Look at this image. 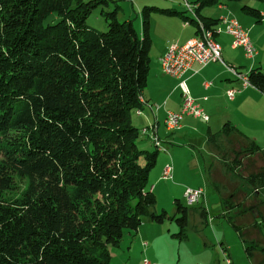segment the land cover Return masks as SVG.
Here are the masks:
<instances>
[{"label":"trees","instance_id":"16d2710c","mask_svg":"<svg viewBox=\"0 0 264 264\" xmlns=\"http://www.w3.org/2000/svg\"><path fill=\"white\" fill-rule=\"evenodd\" d=\"M225 1L246 0L194 3L206 28L220 21L200 10ZM108 2L0 0V264H110L109 247H119L126 233L135 235L146 218L159 225L175 221L179 236H186L189 208L180 200L172 217L154 212L148 182L159 150L139 148L143 134L133 121L145 107L151 12L183 13L144 8L140 35L116 9L105 11ZM99 8L106 32L87 23ZM243 11L261 18L251 7ZM192 22L199 35V23ZM247 76L264 94V71ZM220 133L234 157L223 159L227 171L252 188L225 184L231 214L242 197L264 188V166L254 161L264 164V150L230 123ZM216 137L209 139L220 157ZM222 183L213 184L218 192ZM260 205L264 201L228 218L242 238V217ZM252 251L246 247L249 258Z\"/></svg>","mask_w":264,"mask_h":264},{"label":"crops","instance_id":"0c3cea01","mask_svg":"<svg viewBox=\"0 0 264 264\" xmlns=\"http://www.w3.org/2000/svg\"><path fill=\"white\" fill-rule=\"evenodd\" d=\"M112 1L114 2V0H110L111 3ZM123 1L131 2L132 8L137 9V15L136 21H133L131 15L123 16L120 21L132 22L135 30L140 35L143 33L142 11L144 8L153 7L161 10H172L183 13L182 15H168L158 10L151 12V68L148 86L143 94V98L145 99L147 106L144 107L142 114H134L139 120V130L143 131L146 128H153L155 132H150L156 134L162 142V146L165 148V151L163 152L170 153L175 161L178 157V149H176V151H174V149L169 151L168 146H173L175 143L182 144L185 140H187L188 143L192 142L196 144L197 142L195 141L198 140L201 143V147H210L209 152L211 153V156L212 154L217 156L213 150V145L210 142L209 137L212 134H217V137L215 138L216 145L220 149H223L225 145L227 147L226 139H224L220 133L222 128L227 123L233 125L236 129L248 137L250 141H254L264 150L263 93L250 85L244 86L241 81L234 78L220 63H211L205 67L194 65L192 69L187 71L181 78L169 77L164 75L162 72L160 59L164 56L168 47L171 44L184 45L198 36L197 24L192 22V20H196L197 23L200 21V18L197 15V6H192V3H195L197 0ZM185 4L192 6L195 9L194 12L187 10ZM244 6H248L259 11L261 18L259 19L243 11ZM108 8H110V4ZM200 14L212 20L220 21L222 18L237 20L238 23L249 32V36L257 49L258 55L254 60L247 59L242 49H234L232 47L233 38L228 34L222 33L216 36V40L222 48V58L224 62L227 65L238 68L239 71L244 74L249 73L255 68H261L264 71L263 3L252 0H246L243 2L225 1L221 5L207 7L200 10ZM117 16L119 18V13ZM187 20H189L188 24L186 23ZM182 83L186 84L189 96L191 97L194 105L209 117V122H201L208 126L207 131L198 137L196 135H190V131H196L195 124L200 121L190 114L185 115L181 123V128L177 131L170 132L167 130L165 125L168 112L179 113L184 108V95L181 88ZM231 90L236 91L234 99H230L227 94L228 91ZM143 139L145 141V150L154 151L156 149L149 134L147 137H143ZM167 159V157H161V168L158 175L162 176L164 168L169 165ZM254 161H256V168L259 169L264 166L261 161L256 159H254ZM214 162L215 163L211 165L209 170L210 172L208 174L210 184L212 185L220 184L223 179L222 174L226 173L225 170L222 171V168L224 169V167L221 166L219 160ZM174 174H177L176 168L173 172V179ZM204 188L205 186L192 189H203L205 191ZM149 190L158 191V185L153 184L152 188ZM209 195H211V192L210 194L205 192V198L201 201V203L208 205ZM254 200L257 202H254ZM263 201L264 194L256 196L247 195L246 200L242 197L234 204V207H236L235 210L240 211L242 209V211H250L251 207ZM219 202L224 208L225 204L222 198ZM205 210L207 212V209ZM251 211L252 212L250 214L252 215L249 216L250 219L247 218L249 215L248 213L242 217V222L245 226L246 242H248L247 244L253 249L252 255L255 254V264H262L264 262V205H260V208H254ZM223 213H227L225 212V209ZM146 219L148 220L146 223L147 225H145L147 227L140 228L137 232V237H141V241L142 238L146 237V234L143 232L144 228L153 226L150 225L153 222L149 218ZM150 240L157 241V239ZM142 243L140 242L143 252L140 257L136 258L137 261H135V244L132 243L129 248L128 261H125L124 264H131L132 260L136 264H143L144 260L149 259L146 256L152 251L153 247L150 246L151 244L144 247L142 246Z\"/></svg>","mask_w":264,"mask_h":264},{"label":"rangeland","instance_id":"374dc122","mask_svg":"<svg viewBox=\"0 0 264 264\" xmlns=\"http://www.w3.org/2000/svg\"><path fill=\"white\" fill-rule=\"evenodd\" d=\"M108 4H110V8L104 6L106 7L105 11H112L116 8L119 13V20H122L123 16L131 15L133 21H136L137 9L132 8L131 2L114 0V2H108ZM185 5L187 7L189 4ZM192 6L195 7V4L192 3ZM87 23L90 27L101 32L107 31V24L102 15L101 8L97 9L89 17ZM133 121L135 126L140 129V124H138L139 120L136 115H133ZM199 121L195 124L196 131H190V135H196L198 137L207 131L208 126L201 123L202 121L200 119ZM186 141L182 144L175 143L173 146H168L169 151L172 149L176 151L178 149L176 161L170 153L159 150L157 164L151 171L148 182V189H151L153 184L158 185V191L153 190L157 200L154 212L157 214L166 211L171 217L174 216L176 213V200H180L184 206L189 208V224L186 230V236L183 238L179 236L180 228L175 221L169 220L161 225L151 223L150 225L153 226L144 228L143 232L146 234V237L142 238V241L141 237H137V233L135 235L126 233L119 247H109L111 255L110 264H124L125 261L127 262L129 248L132 243L135 244V261H137L136 258L140 257L143 252L140 242L151 244L150 246L153 247L152 251L146 256L150 259L147 260L151 264H228L227 259L230 260L231 264L256 263L255 254L250 259L246 253V247L249 246L247 244L248 242L240 236V232L235 230L229 222L228 218L234 216L237 210L234 208L230 214L228 206L226 205L223 208L219 202L226 195L225 192L227 190L225 184L227 182H238L243 189L252 192V188L242 179L229 173L223 163V159L226 160L228 158L230 161L234 158L231 154V147L228 145L226 147L225 145L222 149L223 151L220 153V157H218L213 154L211 156L209 152L210 147H201V143L198 140L195 141L197 144ZM144 143L145 141L142 136L138 143L141 150H145ZM161 157H167L168 163L177 170V174H174V179L169 182L162 181L160 179L161 175H158L161 168ZM216 160H219L221 166L224 167L222 171L225 170L226 172L222 174L223 183L220 185L222 193L218 192L210 184V178L208 176L210 167ZM242 173H244L243 170H241L240 174ZM203 186H205V192L209 194L211 192L212 195H209L208 205L199 203L198 205L188 206L184 199L185 191L188 188ZM253 191L257 195L264 194V188L253 189ZM205 209H207V218L202 217V212ZM224 209L225 212L229 213L226 217H222ZM147 221L145 219L140 228L147 227L145 226L147 225ZM150 239H157V241H151ZM144 243H142V246ZM131 264L136 263L132 260Z\"/></svg>","mask_w":264,"mask_h":264},{"label":"built area","instance_id":"2783aa9c","mask_svg":"<svg viewBox=\"0 0 264 264\" xmlns=\"http://www.w3.org/2000/svg\"><path fill=\"white\" fill-rule=\"evenodd\" d=\"M187 9L190 12H194L195 10L190 5H187ZM186 23L188 24V22ZM198 23L200 33L196 38L188 41L184 45L171 44L168 47L166 53L160 59L163 74L173 78H181L187 71L192 69L194 65L205 67L211 63H220L234 78L241 81L244 86L250 85L247 74L239 72L236 68L224 62L222 58V48L216 40V36L222 33L230 35L233 38L232 47L234 49H242L247 59L254 60L258 52L251 41L249 32L244 29L237 20L231 18H222L220 23L213 30L206 28L200 21H198ZM181 88L184 95V108L179 113L168 112L165 125L170 132L177 131L181 128V123L187 114L200 119L204 123L209 122V117L194 105L185 83L181 84ZM235 93V90H231L228 91L227 94L230 99H234ZM142 104L145 103L142 101ZM150 131H154V129H144V136L147 137L149 134L155 147L158 150L165 151L158 136ZM173 172V166L170 164L167 165L162 172L161 179L163 181H171L173 179ZM204 198L205 191L203 189L188 188L184 193V199L188 206L198 205ZM147 245V243L143 244L144 247ZM227 263L231 264L230 260L227 259ZM144 264L151 263L148 260H144Z\"/></svg>","mask_w":264,"mask_h":264},{"label":"bare ground","instance_id":"6f19581e","mask_svg":"<svg viewBox=\"0 0 264 264\" xmlns=\"http://www.w3.org/2000/svg\"><path fill=\"white\" fill-rule=\"evenodd\" d=\"M142 101V100H141ZM144 102V101H143ZM142 103V102H141ZM145 104H143L144 106H147V103L146 102H144ZM139 115H140V113H138ZM142 134H143V136H144V130L142 131Z\"/></svg>","mask_w":264,"mask_h":264}]
</instances>
